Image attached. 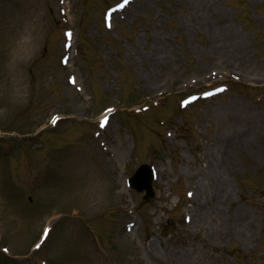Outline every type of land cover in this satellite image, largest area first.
<instances>
[{
	"label": "rangeland",
	"instance_id": "rangeland-1",
	"mask_svg": "<svg viewBox=\"0 0 264 264\" xmlns=\"http://www.w3.org/2000/svg\"><path fill=\"white\" fill-rule=\"evenodd\" d=\"M119 1L0 0V264H264V0Z\"/></svg>",
	"mask_w": 264,
	"mask_h": 264
},
{
	"label": "bare ground",
	"instance_id": "bare-ground-1",
	"mask_svg": "<svg viewBox=\"0 0 264 264\" xmlns=\"http://www.w3.org/2000/svg\"><path fill=\"white\" fill-rule=\"evenodd\" d=\"M248 136L249 135H242L243 140L248 138ZM211 161L212 162H211L209 168L206 169V175L208 177L207 183H208V185L212 184V186L214 187V192H217L219 194V196L217 197V204L221 205L224 203V201L220 200V199L226 198L228 187H227V183H225V181H223V179H221V175L219 172V162L214 158ZM212 178H214L213 181H211ZM249 227L252 228V225L250 224ZM243 229H246V228H243Z\"/></svg>",
	"mask_w": 264,
	"mask_h": 264
},
{
	"label": "snow or ice",
	"instance_id": "snow-or-ice-1",
	"mask_svg": "<svg viewBox=\"0 0 264 264\" xmlns=\"http://www.w3.org/2000/svg\"><path fill=\"white\" fill-rule=\"evenodd\" d=\"M128 2V0H125V3H127ZM45 235H47V230L45 231Z\"/></svg>",
	"mask_w": 264,
	"mask_h": 264
}]
</instances>
